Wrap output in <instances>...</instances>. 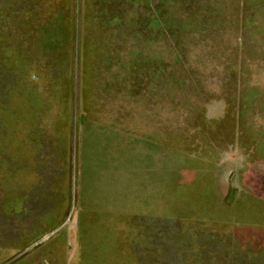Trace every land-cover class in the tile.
I'll return each mask as SVG.
<instances>
[{
	"label": "rangeland",
	"instance_id": "374dc122",
	"mask_svg": "<svg viewBox=\"0 0 264 264\" xmlns=\"http://www.w3.org/2000/svg\"><path fill=\"white\" fill-rule=\"evenodd\" d=\"M154 5L0 0V264H264V0Z\"/></svg>",
	"mask_w": 264,
	"mask_h": 264
},
{
	"label": "trees",
	"instance_id": "16d2710c",
	"mask_svg": "<svg viewBox=\"0 0 264 264\" xmlns=\"http://www.w3.org/2000/svg\"><path fill=\"white\" fill-rule=\"evenodd\" d=\"M166 2V0H153V4H155L153 7V9L150 11V14H151V18H148L147 20H144L146 22V26L149 25L148 27L150 28H153L156 26V29H163V24L165 22L161 21L159 22L160 20H154V15H157V14H161L163 11L161 10V5L164 4ZM159 22L156 24V22ZM167 24H166V28H169L170 29V26H169V23H168V20L166 21ZM155 23V24H153Z\"/></svg>",
	"mask_w": 264,
	"mask_h": 264
},
{
	"label": "crops",
	"instance_id": "0c3cea01",
	"mask_svg": "<svg viewBox=\"0 0 264 264\" xmlns=\"http://www.w3.org/2000/svg\"><path fill=\"white\" fill-rule=\"evenodd\" d=\"M26 220H28L27 218H26ZM29 221V220H28ZM30 226V223L28 222V227Z\"/></svg>",
	"mask_w": 264,
	"mask_h": 264
}]
</instances>
